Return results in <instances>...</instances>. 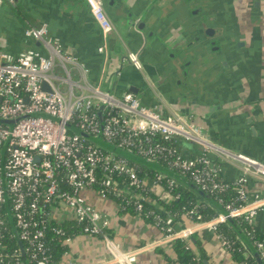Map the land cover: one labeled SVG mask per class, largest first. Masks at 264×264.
Segmentation results:
<instances>
[{"label": "crops", "instance_id": "obj_1", "mask_svg": "<svg viewBox=\"0 0 264 264\" xmlns=\"http://www.w3.org/2000/svg\"><path fill=\"white\" fill-rule=\"evenodd\" d=\"M261 2L104 0L115 27L106 55L98 50L102 31L85 0H4L0 5V50L14 55L28 49L45 52L41 42L25 36V29L47 24L50 40L85 64L92 85L117 97L131 91L144 105L165 115L191 118L213 144L210 156L220 164L223 179L234 182L243 164L232 160L230 153L264 162ZM210 27L215 29L213 37L224 36V31L226 37L213 43L206 33ZM129 51L139 54L142 69L126 59ZM73 75L79 78L78 72ZM180 147L189 157L202 152L191 140L181 139ZM144 178L155 196L167 199L162 185L149 174ZM247 183L252 196L264 195V179L250 175ZM97 204L110 219L106 232L110 239L122 250L138 252L135 264H176L173 242L166 241L154 223L123 209L117 199L109 197ZM56 221L75 225L74 216L64 213ZM191 225L186 214L175 220V229ZM255 226L264 234V211L257 214ZM192 240L206 257L205 264L240 263L213 230L199 229ZM68 243L56 264H116L104 235L76 233ZM245 255L250 256L249 251Z\"/></svg>", "mask_w": 264, "mask_h": 264}, {"label": "built area", "instance_id": "obj_2", "mask_svg": "<svg viewBox=\"0 0 264 264\" xmlns=\"http://www.w3.org/2000/svg\"><path fill=\"white\" fill-rule=\"evenodd\" d=\"M85 2L102 31L103 42L98 50L107 55L114 23L104 0ZM49 33L47 24L25 29V36L41 42L45 52L28 49L14 55L0 50V120L6 121L0 122V264H9L3 241L8 227L7 199L17 230L14 237L23 243L29 262L49 264L48 228L55 219V210L64 205L73 211L81 233L104 235L113 263L135 264L138 252L122 250L110 239L106 234L109 217L88 203L81 193L93 189L104 198L121 197L128 204L133 203L142 215L148 197L135 199L133 194L126 193V188L142 189L145 179L128 159L72 131L68 123L148 160L164 161L165 166L188 175L208 194L224 192L231 185L221 178L220 164L210 156L213 144L191 118L165 115L144 105L131 91L117 97L92 85L85 64L65 52L59 42L50 40ZM126 59L135 68H143L136 52L129 51ZM75 71L79 73L77 80ZM44 82L50 90L43 88ZM155 136L169 145L153 143ZM181 139L198 143L202 152L195 157L185 156L178 145ZM230 156L243 167L233 182L238 185L237 197L224 207L235 220L255 227L257 214L264 211V195L252 196L247 182L250 175L264 179V162L244 154ZM165 176L159 174L157 180ZM167 178L172 190L177 182ZM195 213L192 209L186 214L193 225L175 229L174 217L150 212L166 241L189 239L197 230L207 228L215 231L221 244L231 252V242L218 232L219 225L227 222V215L219 212L216 217L203 220L198 214V220H194ZM52 229L66 235L61 227ZM73 236L65 237L63 243L72 241ZM254 244L264 259V242Z\"/></svg>", "mask_w": 264, "mask_h": 264}, {"label": "trees", "instance_id": "obj_3", "mask_svg": "<svg viewBox=\"0 0 264 264\" xmlns=\"http://www.w3.org/2000/svg\"><path fill=\"white\" fill-rule=\"evenodd\" d=\"M152 142L153 143L161 142L163 144L169 145V142L165 141L160 136L153 137ZM178 145L179 148L181 149L180 140ZM156 163L162 165L167 164L162 160H159ZM131 164L135 166V168L138 171V174L141 177L144 178L146 174L151 175L152 179L156 183H159L164 187L166 191H169L171 193L170 199L162 198L160 195L155 196V194H153V192L150 191V187L146 183L142 189H137V190L130 189L129 192L126 191V193L129 195L133 194L135 199H139L141 198V196L148 197V199L144 201V211L142 215H140L144 219L151 221L152 223L155 224L154 217L152 214H150L151 211L153 213H159L163 217L172 216L175 218V220H177L181 215L187 214L192 209L196 210V213L194 215V220H198L197 219L198 214L202 216L201 219L203 220H210L219 214L220 209L218 207L203 200L197 193H195L189 187L177 183L175 187L171 190L170 187L168 186V178L166 176L161 181H158L157 180L158 175L163 174L161 170L156 168H144L132 162ZM221 178L223 179L222 176ZM117 180H119V178H117ZM229 183L231 187L228 190L224 192L209 193L212 196V198L216 200V202L220 203L223 207L226 205L227 202L236 199L237 191L239 190L238 185L234 184L233 182H229ZM111 198L117 199V201L120 202L121 207L123 209L128 211L133 210L137 212L136 209L134 208L133 203L128 204L123 198L117 196L111 195ZM221 198L224 199L223 202H219ZM152 200L161 203L163 209L158 208L154 203H152ZM6 211H8L7 207H6ZM236 222L246 233L250 235L251 237L250 239L253 241V243L258 244L259 242H264V234L260 230H258L256 226L255 227L250 226L247 222L241 219H236ZM7 224L8 227L5 232V237L3 241H4V245L6 246L5 252L7 254V259L9 264H34L33 262L32 263L29 262V258L27 254L23 256L18 239L14 237L15 232L10 223L9 215L7 216ZM55 226L63 228L66 232V235L62 236L54 232L52 227ZM218 228H219L218 232L221 233L223 236H225V238H227L231 242V253L237 261H240V264L244 262H248V264H258V261L254 255H252L251 253L250 256L245 255L248 249L246 248L243 240H241L239 235H237L233 225H231L229 222H226L220 224ZM76 233H81V226L77 224L76 221H75V225L72 227V226H67L66 224L63 223H59L55 219L51 220V224L47 232V245L50 248L49 264H56L58 262V259L61 257V255L65 252L66 244H64L62 240L68 235H75ZM193 242L194 241L192 240V236L189 239H176L175 241H173L172 244L173 251L178 257L176 264H205L206 257L202 252H199V250L195 247V244Z\"/></svg>", "mask_w": 264, "mask_h": 264}, {"label": "water", "instance_id": "obj_4", "mask_svg": "<svg viewBox=\"0 0 264 264\" xmlns=\"http://www.w3.org/2000/svg\"><path fill=\"white\" fill-rule=\"evenodd\" d=\"M258 4H259V0H256V5H258ZM206 33L208 35H210V36H213L215 34V29L210 27V28H208ZM43 88L47 89V90H50V88H49V86H48V84L46 82L43 83ZM3 121L6 122L5 120H0V122H3ZM68 127L72 131L80 134L81 136H83L85 138H88L89 140H91L96 145L106 149L107 151H109L111 153H114L117 156L124 157V158L128 159L130 162L135 163V164L140 165V166L152 167V168L159 169V170H161L163 172L164 175L174 179L177 183L185 184L186 186H188L195 193H197L203 200L207 201L208 203H210L212 205H215L216 207H218L220 209L221 213L227 215V222H229L231 225L234 226L237 235H239L240 239L243 240V242L245 243V246L248 249L249 253H251L252 255L255 256V258L258 261V264H263L264 263V259H263L262 255H260L257 247L255 246L253 241L250 239L248 234L237 224L236 220L228 215L229 213L226 211V209L220 203L216 202V200H214L211 195H209L208 193L203 191L191 179L187 178L186 176H184L180 172H178V171H176V170H174V169H172V168H170L168 166L156 163L153 160H148V159L142 157L141 155H139V154H137L135 152L129 151V150L124 149V148H121V147L115 145L114 143H110V142L104 140L101 136L94 137V136L88 134L87 132L81 130L80 128L74 126L73 124L68 123ZM36 159L39 161V157H37ZM5 204H6V207H7V210H8L10 223H11V225L13 227L14 232H17L15 224H14V220H13L10 208H9L8 199L6 200ZM18 242H19L20 248L22 250V254H23V256H25L26 253H25V249H24L23 243L21 241H18Z\"/></svg>", "mask_w": 264, "mask_h": 264}, {"label": "rangeland", "instance_id": "obj_5", "mask_svg": "<svg viewBox=\"0 0 264 264\" xmlns=\"http://www.w3.org/2000/svg\"><path fill=\"white\" fill-rule=\"evenodd\" d=\"M248 4V3H247ZM261 11H262V20L263 22H261V28H262V31H263V35H264V0H262L261 2ZM219 20V19H218ZM208 21V20H207ZM212 21V20H211ZM209 22V21H208ZM225 37H226V32L224 31V34H223ZM224 36L222 35H219L217 34L216 36L213 37V43H219L221 42L220 40L221 39H224ZM85 198L86 200L88 201V203H90L91 205L95 206L99 211L102 212V210L100 209L99 205L97 204V202L101 201L102 199H106L102 196H100L96 190H93V189H86V190H83L82 193H81ZM91 194V195H90ZM163 194H165V197H167V199H170L171 198V194L168 192V191H163ZM92 198V199H91ZM151 200V199H150ZM152 203L156 204V205H161L159 204L157 201L155 200H152ZM65 214L66 216L70 215V216H74L73 214V211L66 207V206H58L54 216H55V220H59L60 219V215L61 214ZM70 244V243H68ZM229 254H232L230 251H227ZM240 264V263H239Z\"/></svg>", "mask_w": 264, "mask_h": 264}, {"label": "flooded vegetation", "instance_id": "obj_6", "mask_svg": "<svg viewBox=\"0 0 264 264\" xmlns=\"http://www.w3.org/2000/svg\"><path fill=\"white\" fill-rule=\"evenodd\" d=\"M213 37V36H212Z\"/></svg>", "mask_w": 264, "mask_h": 264}]
</instances>
